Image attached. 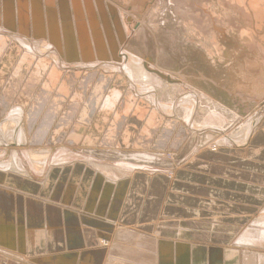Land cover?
I'll use <instances>...</instances> for the list:
<instances>
[{"label": "bare ground", "instance_id": "1", "mask_svg": "<svg viewBox=\"0 0 264 264\" xmlns=\"http://www.w3.org/2000/svg\"><path fill=\"white\" fill-rule=\"evenodd\" d=\"M32 1H34L33 3L35 4L32 3L30 6L31 0H29V4L27 0H0V2H2V4H0V55H2L3 52L8 51L11 47H14L13 51L16 52V48H21V53L28 56L29 58V55L40 58L39 56H42L43 54H41L37 48L41 47L45 53L44 57L50 59V70L57 69L67 72L69 71L68 69H70L72 71L82 70L86 72L88 70H96L97 68L103 66V68L106 70L108 69L111 73H114L116 75V79L112 81V90L102 100V106L108 109H115L122 108L119 106L124 105V108L128 109L136 104V100H139L141 103L144 102L146 105L152 107L150 114L154 115L153 117H155V120L165 123L166 128L173 125H179L183 129L189 131L191 135L188 136L189 140L193 141L195 136L199 135L198 132L200 131H204L205 133L207 132V134L210 132V134L202 139L203 141L207 140V142H205L201 149L217 150L218 148L222 147V145L228 147L243 146L248 137L253 133V131H255V127L253 128V126L260 122L264 117L263 116L260 120L255 119V116L257 115L256 113L255 115L253 114V117L242 119L236 112L228 109V107L224 105H221L203 91H199L200 89H195L191 87L190 84L184 83L188 81L181 76H177L171 71L163 70L162 65H159V67L157 64H149L146 63V60L143 61V58L139 56L140 53L137 49L142 44L146 46V43H148V38H153L155 40L156 35L163 31V28H161L162 26L160 27L152 25L151 20L154 18L156 13H158V5L154 6L155 4L153 5V2L149 1L148 3V0L144 2L145 6L142 8H144V17H146L148 22H143L137 16H130L127 12H122V10H119V7L115 9L114 7L116 5L112 2H109L108 0H44L47 4V7L51 11V15L49 16L48 14L50 11L49 9L46 10L45 18L42 17V13L40 9H38V0ZM133 1L135 2V0ZM137 1L138 0H136V3L138 4L139 1ZM141 1L143 2L144 0ZM160 3L163 4V1ZM176 6H178V4ZM111 8L114 10L111 16L112 26L116 29V35L111 32L113 28H110V21L104 12V10L107 12ZM260 10L261 9L254 10V13L255 11L258 12ZM94 12L96 13L97 21L94 20ZM202 13L204 14V12ZM206 13L205 15H207ZM254 13L253 15H255ZM260 13L258 14L260 15ZM30 14L35 32L32 38L35 42L47 40V42H45L46 44L43 46H40V42L35 43L28 39L29 36L27 33L30 27ZM209 15L210 14H208V16ZM261 16L262 15L257 17ZM214 18L212 17V19ZM221 18H223V16ZM62 19H64V22ZM201 19V21H203V17ZM258 19L260 20V18ZM263 19L261 18V20ZM217 21L215 23H217ZM17 24L18 27H20L18 30L19 32L15 30ZM215 27H212L213 31ZM124 28L130 30L131 32L130 35L125 37V40L127 41L126 43L124 42ZM43 29H45V35L43 33ZM109 29L112 30L109 31ZM188 30L191 29L189 28ZM201 30L202 32L205 31L202 28ZM127 33L128 31H126V34ZM196 33L198 32L196 31ZM110 34L114 36L112 37ZM123 42L125 48H120L117 50V46ZM251 43L252 42L250 40V44ZM91 45H93L95 48H99L97 55H100V58L98 59V56L95 55L97 60H93V58L90 57ZM95 48L94 50H96ZM64 49L67 51V63L60 62L63 59L61 53ZM111 54L112 56L117 55V57H115V59L113 58V60L110 59L111 62H106L107 59H104L103 57L110 56ZM35 57H33L32 60L36 61L37 59ZM77 57H80L81 60H77ZM55 75L56 78H58L57 74ZM83 85L84 84L82 83V86ZM122 87L123 89H121ZM164 96H166V103L163 101ZM122 100L124 101L122 102ZM21 113V108L12 107L0 122V145H10L13 141L14 147H21L23 145L22 143H25V133L20 127ZM263 114L264 108L260 116ZM118 117L119 115L116 117V119ZM228 117H230V120L227 119ZM230 128L234 130L231 131ZM74 137L72 136V138ZM21 149L22 150L19 151V153H17L18 151L16 152L15 150H12L9 159L0 162V173H5L0 175V179L4 181L3 183H5L4 185L7 187L5 188L4 186H0V189L4 190L5 193L9 195V197L10 194L16 195L17 190L14 191L10 189L12 186L19 188V190L24 188L27 191L29 190L27 193L29 195H32V193L38 194L39 191L41 192V195H46L47 189L50 188V184H52V182L58 183L59 179L65 181V186L62 188L67 186L66 190H68V192L66 191L64 196L61 193L58 195L59 185L57 184V188L56 186L50 188L48 200L52 199L54 201H58L61 205H64L63 212L65 221H69V227L66 228L68 231L65 232L68 235L66 245H72L70 248L67 247L66 251L69 249L68 251L73 252L76 249L81 247L83 248L77 250L76 253L68 254L67 252L64 256H53L51 253L55 251H61L62 253V244H57L54 242V233L58 232V228L47 225L46 220L43 222L40 220V218L33 216L30 212L23 214L22 212H18L17 215L12 213V216H14L16 219H9L6 217V213L2 210V208H0V234L9 236L10 234H14L17 231L16 229H18L19 232L28 235V240L31 243L30 248H19V250H26L32 253L42 251L41 253H43L44 259L40 260L39 262L44 264H100L101 259L106 257L107 253L111 251L112 243L110 240L113 237L117 227H120L126 231H131L137 235L149 236L144 233H139L135 230L121 227L118 223V218L116 217V213H118V207L122 205L121 199L123 197L124 190L129 183L128 176L132 173L131 169L125 168L123 166L110 167L113 170H110L109 166L106 168H103L102 166V168H98L95 166V164L97 165L101 162L97 161L96 159H89L88 157H85L83 153L78 154L72 151L58 150V152H55V154L52 155L48 154V152H35L39 153L35 155L34 151H31L30 149H23L22 147ZM20 156H22V159L25 160L28 167L25 168L23 166L24 164L20 160ZM50 156L51 158L49 161ZM1 157L2 155H0V158ZM30 162L35 165L33 167L29 166ZM85 165L91 166V168L94 170L87 171L88 173L83 171L81 166ZM60 170H64L65 172H61ZM8 172H13L17 175ZM170 176H172V173ZM35 177H39V180L42 178L43 182H36L38 187L34 185L31 187V184L28 182H34L32 178L35 179ZM66 179L68 183H66ZM70 182L71 186L69 187ZM30 187L33 192L30 190ZM72 189H74V192ZM64 197L65 199H62ZM18 198H20V196H18L17 199ZM262 210L264 212V207ZM94 212H97L101 215L106 214L107 217H102ZM53 214L54 212H51L52 217ZM73 219H75L77 225L74 224ZM261 219H264V216H262ZM99 222H110L111 230L107 231L106 228ZM81 224L82 227L80 226ZM16 225L17 227L21 226V228H17ZM84 227H87L88 229H84ZM85 230H89L91 233L85 232ZM258 230L262 231V233L264 232L263 228L261 227L258 228ZM153 234L150 235L153 236ZM144 238L136 237L135 240L140 242L132 243L140 251L135 249L137 250L135 251L137 253H135L134 256L130 255L131 259L129 258V264H144L145 262H148V264H213L218 260L215 258H211V260L210 258L208 259V250L200 246H192L189 244L181 245L175 241L167 242L159 239L156 242L152 240L147 241ZM117 239L118 240H115L118 242L121 241L129 243L122 240L123 238L121 237H118ZM256 242H264V237L256 240L254 239V236H249L248 232H244L243 234L239 235L238 238H233L231 241V243H233L232 247L234 248H241L242 246L250 244L254 245ZM114 243L115 242H113V244ZM143 243L144 245H142ZM117 249H115V251ZM147 249H149V252ZM96 250L97 253L95 252ZM142 250H147L148 259L146 258V253L144 251L143 254L141 253ZM240 255L242 254L223 253L221 257L224 261H235L237 264H240ZM95 256H97L98 261L94 258ZM256 257H258L260 262L264 264V257L262 255H258ZM105 259L106 258H104V260ZM145 259L148 261H145ZM119 260L121 259L119 258ZM115 263L117 262L115 261ZM103 264H105V261Z\"/></svg>", "mask_w": 264, "mask_h": 264}, {"label": "crops", "instance_id": "2", "mask_svg": "<svg viewBox=\"0 0 264 264\" xmlns=\"http://www.w3.org/2000/svg\"><path fill=\"white\" fill-rule=\"evenodd\" d=\"M27 2L29 4V0H27ZM33 2L34 1L31 0L30 6ZM38 6V9H40L42 13V17L45 18V1L38 0ZM29 17L30 27L27 33L29 36L28 39L32 40L31 42H35L32 38L35 32L31 14ZM16 26L15 30L19 32L18 30L20 27H18V24ZM43 33L45 35V29H43ZM35 43H39L41 46L43 41ZM37 49L39 52L42 50L41 47ZM9 50H14V47H11ZM1 56L2 55H0V63L5 59V57L2 58ZM63 56L62 60L67 62L66 54L64 53ZM17 57L30 59L24 54L18 55ZM44 59L45 57L42 58V63L45 65ZM32 63L34 65L38 62L36 60L34 63V60H32ZM48 70H50V68H48ZM68 70L67 72L59 70L61 82H69L70 80L77 81L78 76L81 77L84 73H88L86 77L83 78L84 81L87 80L88 77L90 78V84L86 86L88 88L83 89V95L78 88L72 90L68 98L73 96V101L71 103H75V105L58 104L59 113L53 112L54 107H51L50 101L48 102V106L38 108L37 105H42L43 102L39 100L35 103V99H43L44 97H48V94L53 93L48 89V93H44L46 95H39V91H36L35 94L30 97L31 99L34 98V101H29L25 104L26 107H24L21 115L23 119L24 116H26L27 120L26 124H23V120L20 124L22 131L25 133V143H22L23 145L21 147L36 151L32 145L33 141L30 137L31 133L28 128L29 118L31 113L34 114L35 111L41 110L40 115L42 116L38 118V122L35 126L40 137L42 136L44 138L42 142L47 140V143L52 130L56 129L58 131V139L61 141L59 145L62 144L61 148H64L62 150L72 151L74 153H77L76 150H79L78 154L83 153L85 157L96 159L101 162L100 164L112 159H117L116 161H119L121 159L116 156L120 155V158L126 157V159L146 165L145 168H141L136 164L127 162V160L125 162L122 160L115 164V166H123L131 169L132 172L128 176L129 183L124 190L123 200L121 199L122 205L118 207V213H116L119 225L126 229L135 230L147 235L153 233L157 234L158 239L162 241H175L176 243L200 246L208 250V259H220L221 264H224V260L221 256L225 252L224 249L233 240L234 234L242 230V226L244 225H242V222H246L253 210L264 207L263 133H261L262 135L260 132L255 134V131H253L244 143V145H247L244 150L221 152L219 156L205 152L214 149L198 148V150H196L194 149L195 146L194 148L192 146L191 148L187 146L183 149V154H190V156H186L185 160H188V157H193L195 152L196 154L203 152L196 155V158L199 159L198 162L202 163V167L198 166L195 172L185 171V176L187 177L185 180H179V171H176L175 179L166 181L162 173L155 172L152 169L157 167V162H159L158 165H160V167L157 168L170 169L168 174L176 170L177 166H180V162L177 161V156L174 155L176 151L175 147H177L179 143H182L185 138L189 140L188 136H191L190 132L179 125L166 128L165 123L155 120V117H153L154 115L150 114L152 107L146 105L144 102H139V100L135 101L136 104L131 107V109H125L124 105H122L123 107L120 106L122 108L115 109H108L102 106V100L112 90V81L116 79V76L110 78L111 72L108 69L106 70L101 66L96 70H88L91 72ZM51 71H44V74L50 78L56 77L55 72ZM96 75L99 77L102 76L103 82L100 81L96 83L97 90L93 89V91H91L94 85L93 79ZM76 81L75 83H77ZM78 83L76 87H78ZM102 89H106V93H103L105 91ZM61 92L64 98H67L68 91L61 90ZM13 96L14 93L9 91V88L0 90V98L13 99ZM18 97H21V95L18 94L16 98ZM8 107H10V105L5 106L3 100H0L1 121L7 115L9 111ZM133 108L134 114L138 119L142 116L144 126L142 124V128L140 125L136 129L137 125L134 126L133 124H129L128 127H126L128 131L126 133H121L123 138L115 141L113 136L116 129L115 127H110V119L115 120L119 115L116 119V121H119L122 115L128 114ZM52 118L55 121L58 120L57 127L56 124H52ZM262 119H264V117ZM40 120H42V122H40ZM87 121H90V123L86 124ZM261 121L259 123H261ZM133 129L134 131L136 129L137 133L131 140L132 133L130 130ZM108 130H110V132L107 134V139L104 140V136L102 137V135ZM262 131L264 132V129ZM156 132L157 135L155 134ZM198 133L199 135L195 136L193 141L202 138L205 132L200 131ZM72 136L76 138H72ZM169 136H171L170 141L168 144L166 143V145H164L161 140L164 139V137L167 139ZM53 137H55L54 134L51 138ZM88 138L91 140L90 143H87L86 139ZM203 142L205 143L207 140ZM47 144L44 145V150L43 148H41V150L37 148L40 150L38 152H48V154H50L49 150L46 149L48 148ZM97 147L98 149L94 150V148ZM100 148L104 151L100 150ZM119 149L121 151H119ZM111 150L117 151L110 152ZM108 152L112 154H108ZM211 156L214 157L211 158ZM50 158L51 156L49 157V161ZM161 160L163 163L160 162ZM109 162L113 163V161ZM216 169H218L219 172L215 171ZM194 176H196L198 180H196ZM18 196H20V198L17 199ZM38 196H41L40 191L38 192L37 200L41 201L35 200L34 195H29L20 191H16V195L10 194L9 197L4 190L0 189V208H2L6 213V217L9 219H16L12 216V213L17 215L18 212H22V214L30 212L43 222L46 220L47 225L58 228V232L54 233V242L62 244V253L61 251H55L51 253L53 256H64L67 252L68 254H72L82 249L83 247L73 252L66 251V248H70L72 245H66L68 235L65 232L68 231L66 228L69 227V221H65L63 212L64 205H60V207L55 202L54 205L50 204L49 200L38 199ZM66 208L68 209L67 206ZM146 211L153 214L143 219L142 217ZM51 212H54L53 217L51 216ZM73 222L77 225L75 219H73ZM80 226L82 227V224ZM84 229H87V227H84ZM0 246L3 247L1 243ZM13 247L16 248L19 255V251L21 250L18 249L16 243ZM41 252L37 251L32 253L27 251L28 255L26 256L30 258H37L41 255L44 256ZM95 252L97 253V250ZM94 258L98 261L97 256ZM103 260L104 258L101 259L100 264L104 263Z\"/></svg>", "mask_w": 264, "mask_h": 264}, {"label": "rangeland", "instance_id": "3", "mask_svg": "<svg viewBox=\"0 0 264 264\" xmlns=\"http://www.w3.org/2000/svg\"><path fill=\"white\" fill-rule=\"evenodd\" d=\"M108 1L112 2L116 5L114 7L115 9L117 7H119V10H122V12L123 11L127 12L130 16L131 15L134 17L137 16L141 19V21L148 22L146 17H144V13H145L144 8H142L145 6L144 2L146 0H144L143 2L141 0H138L139 1L138 4L136 3V0H135V2L133 0H128V1L127 0H108ZM149 1L153 2V5L155 4L154 6L158 5V10H157L158 13H156L154 18L151 20L152 25L153 26H160V27L162 26L161 28H163V31L156 35L155 40L153 38H148V40H147L148 43H146V46H144L142 44L141 46H139L138 49L135 48L140 53L139 56H141L143 58V61L146 60L147 61L146 63H149V64L154 63L155 65L157 64L158 66L162 65L163 68L162 67L161 68L163 70L171 71L174 74H176L177 76L178 75L181 76L182 78H184L185 80L188 81V82H184V83L190 84L191 87H193L195 89H198V90L200 89L199 91H203L205 94L209 95L211 98L216 100L221 105H224V106L228 107V109H231L232 111L236 112L238 114V116L241 117L242 119H244V118L247 119V117H253L257 113V115L255 116V119L260 120L262 118V116H264V114L262 116H260L262 111H263V108H264V19H263L264 18L263 17L264 16V0H253V1L252 0H244V1L243 0H225V1L224 0H216V1L215 0H207V1H205V0H187V1L186 0H175V1L174 0H168V1L167 0H161V1H163V4L160 3L161 2L160 0H148V3H149ZM202 1H204V2H202ZM222 1H224V2H222ZM196 2H198L199 4ZM141 3L143 6L141 5ZM0 4H2V2H0ZM33 4H35V3H33ZM174 4H175V6H174ZM177 4H178V6H176ZM125 5H127V6H125ZM223 5L224 6L227 5V6L224 7ZM109 6H111V5H109ZM163 6H164V8H163ZM136 7H138V8H136ZM175 7L176 8L178 7V8L176 9ZM184 8L186 9V11ZM189 8H190V10H189ZM48 9L49 8L47 7V4L45 2V12ZM203 9H204V11H203ZM259 9H261V10L258 12L255 11V13H254V10H259ZM141 10H142V12H141ZM49 11H50V9H49ZM201 11L204 12V14ZM97 12H98V10H97ZM104 12L106 13V15L110 21V26H111L110 28H113V30L109 29V31L112 30L111 32L114 33V35H116V29L112 26V16H111V14L114 12V10L111 8L107 12L104 10ZM260 12H262V13H260ZM205 13L207 15H205ZM246 13H248V14H246ZM253 13L255 15H253ZM258 13H260V15H262V16L257 17V16H260ZM202 14H203V16H202L203 21H201L202 20L201 19ZM208 14H210V15L208 16ZM222 14H225V15H222ZM227 14H228V16H227ZM256 14H257V16H256ZM48 15L49 16L51 15V11ZM252 15H253V17H252ZM222 16H223V18H221ZM254 16H256L257 18ZM212 17L213 18L215 17L216 19L215 18L212 19ZM209 18H211V19H209ZM258 18H260V20L262 18L263 20L260 21ZM195 19L198 21L200 20V21L198 22ZM62 20L64 22V19H62ZM94 20L97 21L96 13H95ZM207 21H208V23H207ZM216 21H217V23H215ZM195 23H197V24H195ZM211 23H212V25H211ZM203 24H205V25H203ZM206 24H207V26H206ZM253 24H254V26H253ZM196 25H197V27H196ZM227 25H228V27H227ZM208 26H210V27H208ZM215 26H217V27H215ZM232 26L236 27V28H233ZM212 27L213 28L215 27L214 31H213ZM134 28H135V24H134ZM189 28L191 30H188ZM197 28H198V30H197ZM201 28L204 29L205 31L202 32ZM167 30H168V32H167ZM126 31H128L127 34H126ZM196 31L198 33H196ZM130 33H131L130 30L124 28L123 34H124V42L125 43L127 42L125 40V37L130 35ZM213 34H214V36H213ZM110 35L112 37L114 36L112 34H110ZM167 35L170 37H168ZM212 37H214V38H212ZM237 37H239V38H237ZM190 40H191V42H190ZM250 40L252 42L251 43L252 46L250 44ZM209 41H210V45H209ZM44 42H47V40H44L43 43L41 44V46H43V44H46ZM124 42L117 46V50H119L120 48H125ZM196 42H198V43H196ZM94 48L95 47H93V45H91L90 57H92L93 60H97L95 55H97L99 48L96 47L95 48L96 50H94ZM256 48H260V49H256ZM20 50H21V48H16V52L13 50H8L6 52H3L2 56H1L2 58L5 57V59H3L2 62L0 63V69H1V72H0V90H6L9 88V91L14 93L13 99L12 98L11 99L2 98V97L0 98V100H3L5 106L10 105V107H8L9 110L12 107H19V108H21V111L23 113L24 107H26L25 104L28 103L29 101H34V98L31 99L30 97L33 94H35L36 91H39V95H46L44 93L45 92L48 93V89H49L53 94H48V97H44L43 99L36 98L35 103H37L39 100L42 101L43 102L42 105H37V107L40 108L43 106H48V102L50 101L51 107L52 106L54 107L53 112L59 113L58 104L59 105H63V104L69 105L70 104L71 106L75 105V103H71L73 101V96L68 98L69 93L72 90L78 88V89H80L79 91L82 92V95H83V89L88 88L86 86L90 84V81H91L90 78L88 77L87 80H85V81L83 80V78L86 77V75L88 73H84L81 77L78 76L77 81L76 80H74V81L70 80L69 82L68 81L61 82V78H59V75H60L59 70H57V69H51L52 71L48 70V68H50V66H49L50 59L49 58L44 59L46 66L42 63V58H44V55H45L43 53V50L40 51V53L43 54L42 56H39L40 58H36L35 56L29 55L30 56L29 60L26 58H18L17 57L18 55L22 54ZM64 53L65 54L67 53L66 49H64L62 51V53H61L62 56L64 55ZM257 53H259L262 56H260ZM97 56L99 59L100 55H97ZM33 57H35L37 59V62H38L37 64L33 65V63H32ZM115 57H117V55L112 56V54H111L110 56H105L103 58L107 59L106 62H111L110 59L113 60V58L115 59ZM77 60H81V58L77 57ZM166 60H167V62H166ZM169 61H171V62H169ZM61 62L65 63L66 61L61 60ZM34 63H35V61H34ZM100 70H102V69H100ZM44 71L55 72V74H57L58 78H56V77L50 78L49 76L47 77L44 74ZM87 72H91V71H87ZM117 75H121V74H117ZM113 76H116V75L111 73L110 78H112ZM102 79H103L102 76H100V77L98 75L94 76V79H93L94 85L92 86L91 91H93V89L97 90L96 83H98L100 81L103 82ZM75 81L77 83L80 81L78 83V87H76L77 83H75ZM82 83L84 84L83 87H82ZM121 84H122V82H121ZM121 89H123V87ZM61 90L68 91L67 98H64ZM102 90L105 91L106 89L105 90L102 89ZM103 93H106V91ZM18 94L21 95V97L16 98V96ZM237 94H238V96H237ZM120 95H122V94H120ZM123 101L124 100H122V102ZM163 101H165V103H166V96H164ZM55 103H57V104H55ZM61 108H63V107H61ZM40 112H41V110L35 111L34 114L31 113L30 118H29L30 120H29V127L28 128H29V131L31 133L30 137L33 141L32 145L36 150V151H34V153L40 151L41 148H43V147L45 148L44 145L48 143L47 144L48 148H46V149H48L49 153L52 155V154H55V152H58V150L60 151L64 148H61L62 144L59 145V143H61V141L58 139L59 136H58V131L56 129L55 130L53 129L52 133L50 135V138L52 137L53 134L55 137H53L51 139L48 137L50 142H49V140L47 143H46L47 140L42 142V139H44V138L42 136L40 137L39 132L36 131V126H35L36 123L38 122V118L40 116H42V115H40L41 114ZM22 113H21V115H22ZM36 114H37V116H36ZM227 119L230 120V117H228ZM22 120H23V124H26V121H27L26 116H24V119H23V117L21 118V122H22ZM52 120H53L52 124H56V127H57L58 120L55 121L53 118H52ZM21 122H20V124H21ZM40 122H42V120H40ZM83 123H84V121H83ZM89 123H90V121H87L86 124H89ZM129 124H133L134 126L137 125L136 129L140 125H141V128L144 126L143 121H142V116L140 119H138L134 114V108L128 114L122 115L121 120H119V121H116V118H115V120L110 119V127H115V129H116L115 134L113 136V139H115V141L123 138V135H121V133H126L128 131V130H126V127H128ZM142 124H143V126H142ZM255 126H253V128L255 127V134H258L260 132V134L263 133V135L262 134L261 135L264 136V132L262 131L264 129V128H262V127H264V119H262L261 123L258 122L257 125H255ZM136 129H135V131H134V129L130 130L132 133L131 138H130L131 140H132V138H134L133 136H135V134L137 133ZM230 129H231V131L234 130L232 128H230ZM109 132H110V130H108L107 132H105V134L102 135V137L104 136L103 137L104 140L107 139V134H109ZM118 134H120V135H118ZM155 134L157 135V132ZM208 134H210V132ZM208 134H207V132L203 133L202 138L197 139L196 141L195 140L194 141L186 140V138H185L182 143H179L177 145V147H175L176 151H175L174 155L177 156V161L180 162L179 163L180 166L179 167L177 166V169L175 168L176 170H173L172 176H170V174H168L170 169L167 170V169L157 168V167H160V165H158L159 162H157L158 163L157 165L153 164V165H156L157 167L153 168L152 170H154L155 172L162 173L164 175L163 178L166 181L167 180L168 181L174 180L176 171H179V178L177 177L179 180L187 179V177L185 176V171L188 170V171H194L195 172L198 169V166L202 167L201 166L202 163L198 162L199 159L196 158V155L201 154L203 152H200L197 154L195 152L194 156H193L194 153L192 154L193 157H188V160H185L186 156H190V154H187V155L185 153L183 154V149H185L187 146H190V148H191V146L193 148L195 146L194 149H196V150H198V148L201 149L205 144L202 139H204L205 136H207ZM124 137H125V134H124ZM170 139H171V136H169L167 139H166V137H164V139H162L161 142L164 145H166V143L168 144ZM86 140H87V143L91 142V140H89V138ZM115 143H117V142H115ZM246 146L247 145L228 147V146L222 145V147L218 148L217 150L216 149L215 150H208L205 152H208L211 155H218L219 156L221 154V152H227V151L236 152L237 150L242 151L246 148ZM37 148L38 149L40 148V150H38ZM44 148H43V150H44ZM28 149L29 148H27V150ZM95 149H98V147L94 148V150ZM12 150H15L16 152L18 151L17 153H19V151H21L22 149H21V147H18V146L14 147L13 141L10 145H7V144L2 145L1 144L0 145V155H2V157L0 158V162L8 160ZM100 150H103V149L100 148ZM116 151L111 150L110 152H116ZM119 151H121V150L119 149ZM76 152L78 153L79 150H76ZM37 154H39V153H35V155H37ZM108 154H112V153L108 152ZM116 157L121 159V160L116 161L117 159H112L109 161H113V163H110L108 161V162H104L103 164H97V165L95 164V166L98 168H102V167L106 168L107 166H109V169L113 170L110 167H115V164L122 161V160L124 162L127 160V162L132 163V164H136L137 166H139L141 168L142 167L145 168V166H146V165H143L142 163H138L137 161H131L129 159H126V157L120 158V155H118ZM213 157L214 156H211V158H213ZM20 160L24 164V165L23 164L22 165L25 168L28 167L25 160L22 159V156H20ZM165 161H166V159H165ZM160 162L163 163L162 160ZM222 164H226V163H222ZM34 165L35 164H33L31 162L29 164V166H32V167ZM53 167H57V166H53ZM81 167H82L83 171H86V172L94 170L91 168V166L85 165V166H81ZM60 171L65 172L64 170H60ZM215 171L219 172L218 169H216ZM166 172H167V174H166ZM8 173L17 175L16 173H13V172H8ZM3 174H5V173H0V175H3ZM196 175H199V174H196ZM194 177L196 180H198L196 176H194ZM32 179L34 180V182L33 181L28 182L31 184V187H32V185L38 187L36 182H43V179L40 178L41 180H39V177H37V178L35 177V179L34 178H32ZM139 180H140V178H139ZM3 182L4 181L2 179H0V186H4L5 188H7L4 185L5 183H3ZM66 183H68L67 179H66ZM57 184L59 185L58 195H60V193H61L64 196L65 192L66 191L68 192V190H66L67 186L65 188H62L63 186H65V181L59 179L58 183L52 182V184H50V188L53 186H56V188H57L58 187ZM70 186H71V182L69 183V187ZM31 187H30V190L32 191ZM50 188L47 189L46 195L38 196V199L48 200ZM10 189H12L14 191L17 190V191H20L22 193H28V191H29V190L27 191L25 188L19 190V188L15 187V186H12V188H10ZM72 190L74 192V189H72ZM32 195H34V198L37 199V195H38L37 193L36 194L32 193ZM65 197L62 199H65ZM56 199L59 200L58 198H56ZM49 201L53 205H54V202L59 204V206L61 205L58 201H54L52 199H49ZM262 209L263 208H260L258 210H253L250 213L251 217L249 216L248 219L246 220V222L245 221L242 222V225L244 224L242 227V230L240 232H238L237 234H234L233 237L238 238L239 235L243 234L244 232H248L249 236H251V237L254 236V239H256V240L263 238L264 235H262V234H264V232L262 233V231L258 230V228H260V227L263 228V230H264V219H261V217L264 216V212ZM94 213H97V212H94ZM152 214L153 213L146 211L142 218L144 219L147 216H150ZM98 215H100L102 217H107L106 214L105 215L98 214ZM259 217H260V219H259ZM99 223L101 225H103L107 231L111 230L110 222H99ZM246 224H248V225H246ZM17 228H21V226H18ZM16 230L17 231L14 234H10L9 236H5L3 234H0V243L3 245V247L0 246V264H44V263L39 262L40 260H42L44 258V256H42V255L40 257H37V258H35V257L30 258V257L26 256V255H28L27 251H23V252L19 251V255H18L16 248L13 247L15 245V243H16L18 249L19 248H23V249L30 248L31 243L28 240L27 234L19 232L18 229H16ZM85 232L91 233L89 230H85ZM111 233H113V232H111ZM114 236H117V237H114ZM150 236H152V235H149V236L137 235L131 231H126V230L121 229L120 227H117L115 230V233L113 234V237L110 240L112 243L111 244L112 245L111 251L112 250L113 251H112V253H111V251L108 252L107 255H109V256L106 255V257H104L106 259L103 261H105V264H113V263L114 264H124V263L129 264L130 262H128V261H130L131 256H134V254L137 253L135 251L139 250L137 247H135L134 244H132V243L140 242V241L135 240V238L136 237H141V238L146 237L144 239H146L147 241L152 240L155 242L158 240V236L156 234H153L152 237H150ZM118 237L123 238L122 240L129 242V243L116 241V240H118L117 239ZM113 242H115V243L113 244ZM118 243H120V244H118ZM178 244L188 245L185 243H178ZM232 244L233 243L229 244L224 249V251H225L224 253L242 254L239 257L240 258V264H263L262 262H260L259 258L256 256L262 255L264 257V242H260V243L256 242L254 245L250 244V245L242 246L241 248H234V247H232ZM142 245H144V243ZM145 245H147V244H145ZM114 246H116V247H114ZM121 246H122V248H121ZM192 246H196V245H192ZM115 249H117L116 251H118V252H116ZM131 249H132V251H131ZM135 249H137V250H135ZM147 250L149 252V249H147ZM147 250L141 251L142 254L144 252L146 253L145 254L146 258L148 255ZM120 251H121V253H120ZM129 251H131V252H129ZM69 252H71V251H69ZM75 253H76V251H75ZM36 254H39V253H36ZM255 254H256V256H255ZM126 255H128L129 257ZM254 256H255V258H254ZM111 257L115 258V259H112ZM119 258L123 261L119 260ZM147 259H145V261H148ZM115 261L117 263H115ZM146 264H148V262ZM213 264H221L220 259H218ZM224 264H237V262H235V261H224Z\"/></svg>", "mask_w": 264, "mask_h": 264}]
</instances>
